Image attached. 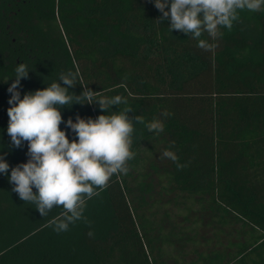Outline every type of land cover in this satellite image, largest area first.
I'll return each instance as SVG.
<instances>
[{
	"label": "trees",
	"instance_id": "trees-1",
	"mask_svg": "<svg viewBox=\"0 0 264 264\" xmlns=\"http://www.w3.org/2000/svg\"><path fill=\"white\" fill-rule=\"evenodd\" d=\"M0 15L16 38L7 41L6 79L22 62L31 71L22 94L73 70L76 94H121L130 117L165 125L157 134L135 123L128 172L98 188L85 218L64 232L54 231L62 206L42 216L0 174V264H264V11L239 10L216 39L204 33L210 50L159 22L152 0H0ZM4 81L0 149L14 167L27 161V142L14 147L6 132L12 81ZM61 113L106 114L98 104ZM168 148L186 167L162 157ZM206 220L214 239L198 250Z\"/></svg>",
	"mask_w": 264,
	"mask_h": 264
},
{
	"label": "clouds",
	"instance_id": "clouds-1",
	"mask_svg": "<svg viewBox=\"0 0 264 264\" xmlns=\"http://www.w3.org/2000/svg\"><path fill=\"white\" fill-rule=\"evenodd\" d=\"M152 3L162 14L159 22L166 19L170 31L179 30L190 36L204 50H210L214 44L202 38L203 34L213 39L221 37V29L230 30L238 20L239 10L264 11V0H152ZM30 72L27 64L19 63L14 78L4 81H12L7 88L10 107L6 132L14 147L27 142L28 159L12 167L5 158L7 153L0 149V174L6 175L12 191L23 201L33 203L42 216L48 215L54 206H62L63 218L54 221V231L59 233L85 218L86 201L98 188L106 186L114 174L128 172L127 161L135 156L132 150L135 123H142L149 132L157 134L165 125L158 118L145 121L142 115L130 117L133 110L121 94L97 95L89 87L76 94L72 89L78 73L73 70L61 72L57 80L42 89L22 94L21 81ZM74 104H98L106 114L95 118L77 114L75 120L69 117L65 121L61 109ZM119 105L124 107L117 109ZM164 115L172 113L165 110ZM61 123L65 124L63 130ZM68 129L75 138L69 139ZM162 157L176 161L178 168L186 167L170 148L163 151Z\"/></svg>",
	"mask_w": 264,
	"mask_h": 264
},
{
	"label": "flooded vegetation",
	"instance_id": "flooded-vegetation-1",
	"mask_svg": "<svg viewBox=\"0 0 264 264\" xmlns=\"http://www.w3.org/2000/svg\"><path fill=\"white\" fill-rule=\"evenodd\" d=\"M9 39L12 42H16L10 17L0 15V81L6 80L5 71H7L11 62L8 50H6ZM24 51L26 50L24 49ZM16 62L18 63V61ZM2 72L4 73L3 75H1Z\"/></svg>",
	"mask_w": 264,
	"mask_h": 264
},
{
	"label": "rangeland",
	"instance_id": "rangeland-1",
	"mask_svg": "<svg viewBox=\"0 0 264 264\" xmlns=\"http://www.w3.org/2000/svg\"><path fill=\"white\" fill-rule=\"evenodd\" d=\"M163 162H166V159H164ZM171 195L169 196H165L164 198L167 200L171 199ZM170 207H173L172 205H169ZM168 207V206H167ZM174 208V207H173ZM173 211V209H170ZM178 222H182L181 221H178ZM202 226H200V229H198V232H199V235L200 237L198 238L199 241H200V246L198 247V250L200 248V250H207V244H206V239L207 240H213L214 239V235H215V230L211 227H209L208 225V220L204 221L203 223H201ZM187 223H184V227H187ZM187 231V230H186ZM228 237H226L225 235L222 236V239L223 241L227 240ZM233 240V239H232ZM192 249V246L188 245L187 247H185V253H186V259H184L185 261L190 259L189 257V252L190 250ZM166 264H171L170 261H168V263Z\"/></svg>",
	"mask_w": 264,
	"mask_h": 264
}]
</instances>
